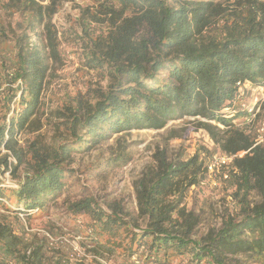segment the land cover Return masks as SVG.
<instances>
[{"label":"trees","instance_id":"obj_1","mask_svg":"<svg viewBox=\"0 0 264 264\" xmlns=\"http://www.w3.org/2000/svg\"><path fill=\"white\" fill-rule=\"evenodd\" d=\"M44 1H2L5 9L26 18L8 28L16 35V60L15 67L5 69H13V75L0 74L5 80L0 87L7 82L5 98L15 90L19 111L9 124L0 122V153L5 146L17 158L14 172L21 164L27 170L17 187H0V195L13 204L0 202L6 210L0 213V264H106L99 257L115 254L122 264H239L231 256L243 252L264 259V144H255V136L235 122L245 113L237 106L242 83H264V0H100L87 12L107 31L89 36L87 64L109 77L107 89L94 103L65 102L55 112L54 139L45 143L38 133L20 148L19 131L45 126L39 113L49 59H61L52 22L59 0ZM37 26L43 27L38 33L43 49L29 41L28 30ZM6 33L1 27L0 34ZM232 108L236 112L230 117ZM190 117L195 129L209 132L220 152L246 151L234 158L227 178L240 210L221 228L195 237L200 218L185 203L207 171L205 159L195 154L173 163L159 148L155 164L134 183L136 212L125 213L116 202L109 211L93 197L68 203L76 216L89 219L91 260L74 259L66 245L51 244L46 234L27 238L18 232L21 214L26 220L41 218L48 203L62 195L73 151L88 148L107 131L159 130ZM187 129L172 130L170 137H184ZM1 165H10L8 154H0V172ZM252 190L261 198L256 203L249 199ZM48 232L56 233L53 227Z\"/></svg>","mask_w":264,"mask_h":264},{"label":"rangeland","instance_id":"obj_2","mask_svg":"<svg viewBox=\"0 0 264 264\" xmlns=\"http://www.w3.org/2000/svg\"><path fill=\"white\" fill-rule=\"evenodd\" d=\"M2 1L4 0H0V28L6 30L7 37L0 34V74L5 73L6 67H15L16 48L13 43L16 35L8 28L16 26L17 21L26 18L24 17L26 15L5 9ZM44 3H48V0ZM99 3L100 0L57 1L52 22L58 30L61 59L57 61L49 59L48 78L42 92L39 113L45 126L39 131H19L15 136L18 147L26 148L28 140L33 139L38 133L41 134L42 141L51 142L57 134L52 125L58 119L55 112L62 109L65 102H71L73 105L78 100L94 103L101 92L107 89L109 77L99 68H91L87 64L89 36L96 35L99 31H107L105 23L93 21L87 12L88 9L96 10ZM42 28L37 26L36 30H28L29 41L35 43L38 49H43L45 43L38 34L43 31ZM85 29L89 34L85 32ZM17 30L19 33L23 32V28ZM45 51L48 52V49L45 48ZM6 85L7 82L0 87V122L6 121L9 124L19 110L15 103L17 97L13 94L15 90L9 93L10 97L5 98L3 88ZM17 85L18 82L13 84L14 89ZM7 104L9 110L6 108ZM191 119L193 117L172 120L159 130L143 128L111 134L107 131L103 137L92 140L88 148L73 151L71 159L67 162L70 169L62 195L48 203L49 208L41 218L26 220L21 214L22 222L18 221L16 226L18 232L27 238H32L31 234L34 232L39 235L46 234L50 237L51 244L66 245L74 259L84 256L91 260L93 256L87 251L90 237L86 235L89 219L83 214L76 216L68 208V203L93 197L109 211V206L116 202L123 206L125 213L136 212L134 183L144 175L147 168L155 164L154 156L159 148L166 150L170 162L187 160L199 154L205 159L206 166L215 154L220 153V149L208 131L194 128L193 123L190 122ZM220 127L223 130L224 126L220 125ZM184 128H188V133L184 137H170L172 130L183 133ZM6 137L9 135L6 134ZM5 153L8 154L10 165L7 168L1 165L0 187L15 188L27 170V166L21 164L14 172L13 168L18 160L8 148L2 146L0 154ZM231 169L230 165H225L216 173L210 174L207 170L204 172L203 179L193 185L188 192L185 198L186 206L194 210L200 218L194 231L195 237H203L210 230L221 228L230 214L239 213V204L231 196L232 189L227 181ZM249 199L256 203L261 198L257 190H252ZM1 201L6 206L13 207L12 200L7 196L0 195ZM4 211L6 212L5 207L1 206L0 213ZM50 227L56 231L54 235L48 232ZM246 233L248 236L251 235L248 231ZM120 256L115 254L108 258L99 257V259L106 264H122ZM231 257L237 259L239 264H264L262 257H257L250 252ZM133 259L135 260L136 257L134 256Z\"/></svg>","mask_w":264,"mask_h":264},{"label":"built area","instance_id":"obj_3","mask_svg":"<svg viewBox=\"0 0 264 264\" xmlns=\"http://www.w3.org/2000/svg\"><path fill=\"white\" fill-rule=\"evenodd\" d=\"M13 73V69H8L2 75H13ZM241 87L237 106L239 105L245 113L236 118L235 122L238 127H245L255 136V144H264V83L257 84L245 80ZM235 112L236 110L232 108L227 115L233 117ZM244 153L246 151L237 154L225 151L217 153L209 160L206 168L210 174L219 172L225 165H230L235 157L242 156Z\"/></svg>","mask_w":264,"mask_h":264}]
</instances>
